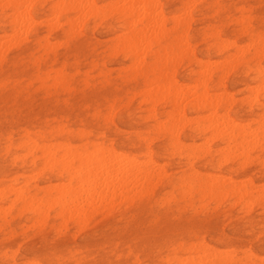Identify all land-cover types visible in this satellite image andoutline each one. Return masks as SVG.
I'll return each mask as SVG.
<instances>
[{
	"label": "rangeland",
	"instance_id": "rangeland-1",
	"mask_svg": "<svg viewBox=\"0 0 264 264\" xmlns=\"http://www.w3.org/2000/svg\"><path fill=\"white\" fill-rule=\"evenodd\" d=\"M117 1L95 0L97 7L100 8V14L97 17L87 15L83 22L75 20L76 22L69 26L65 24L67 15L60 14L56 10L54 6L56 0H34L31 4H28L34 17V23H32V26L30 24L29 28L20 31L21 33L19 32L22 35L21 38L18 33L16 35L12 33L13 25L10 21L12 11L6 6L0 7V43L3 44L4 42L3 45L8 47L2 45L0 50V187H6L2 195L0 194V264H37V262L38 264H174L172 261L168 263L166 259L175 252L174 250L172 252L173 248H176V253L181 257L185 255L177 248L179 242L207 243L210 247L208 249L212 253L216 251L215 254L218 253V257L225 253L227 254L224 256L230 257L232 254L231 258L228 259H232L233 262L226 264H264V199L257 196L260 193L258 191L263 186L261 183L264 184V134L261 135L262 132L264 133V122L262 121L264 120V116L262 118V115H264V41L261 42V38L264 39V0L157 1L165 18L167 32L157 34L158 37L156 35L152 36L151 39L156 36L155 42L150 40L154 45L157 43L155 49L160 51V58L146 57L145 60L139 59L141 63L143 62L142 64L140 62L134 63L135 60L129 55L115 50L116 41L119 37H123L127 30L119 12L114 11L118 7V3H122V0ZM192 1L193 3L197 2L194 3V6L192 5L193 7H188L189 10L186 7L184 12L183 6H188L187 3L193 4ZM114 5L116 6L114 7ZM54 14L57 15V18L55 17L57 21L53 18ZM175 14H182V18L184 17L183 14H188L186 17L189 18L188 20L185 18L187 25L184 22V26L178 31H175L173 27H169L173 25ZM68 16L75 17L74 14ZM113 19L114 21H112ZM50 21L53 26L48 25ZM70 28H72L71 31ZM9 33H11V36H9ZM17 35L18 37H16ZM114 36L115 40H113ZM173 36H175V39ZM5 38L7 39L5 40ZM12 40L13 42H11ZM251 41L254 42L251 43ZM174 43L179 46H175ZM230 43L233 44L229 45ZM145 44L143 42L140 48L146 47ZM169 44L173 45L171 53L169 50L163 52L162 47ZM183 45H185L184 48H182ZM186 48H191V51H187ZM243 48L245 49L243 50ZM178 51L180 53L185 51L184 57V53L179 55ZM175 54L179 56L176 55L177 58H174ZM227 54L228 56L229 54L232 55L229 56L231 58ZM162 59L166 62L165 64ZM179 59L182 61H179ZM225 61L229 63H223ZM210 62L211 66L209 65ZM203 63H206V65L204 66ZM212 63L214 66H212ZM131 65H135L136 69L131 68ZM202 67H206L207 71L204 69L206 73L203 72ZM209 67L211 68L209 69ZM214 68L216 69L214 70ZM208 69L211 71L209 76L207 75L209 73ZM199 71H202L203 75L202 72L199 75ZM183 72H185L184 75H182ZM224 73L227 75H224ZM234 76L236 77L234 78ZM222 77L225 78L224 81ZM167 78L169 79L168 82ZM170 80L172 81L170 82ZM174 80L178 84H175ZM181 84H184L186 90L183 86L181 87ZM260 84L261 87L255 86H260ZM160 89L164 91L160 92ZM254 89L260 90V92ZM165 91L169 93L167 92V94ZM203 91L207 93L209 101L214 99V105H210L208 101V103H203L199 98ZM223 91L229 93H223V95L221 93ZM213 93L214 95L218 93V98L222 95L220 101L216 98L217 95L214 96ZM159 94L161 97L158 96ZM227 94H231V97ZM176 95L180 96V99L182 97V99L180 100V106L174 108L170 99ZM224 96L225 98H231V100L225 99ZM248 96L250 97L248 98ZM184 99L185 101L182 102ZM251 99H253V102L250 101ZM216 103H219V105ZM244 104H246L245 107ZM215 105H217L216 109ZM241 107H244L243 110H241ZM255 107L256 109H254ZM212 109H215L214 112L220 116L230 117L234 120V124H237V127L238 124L242 123L240 127L245 128L244 130L249 128L245 131L246 135L249 134L248 137L246 136L249 140L242 141L241 138H237V142H232L231 146L228 147L225 140L215 137L213 135L214 130L210 129L213 118L210 119L209 114L212 113ZM122 110H124V115L121 114ZM150 110L151 113H149ZM152 113H154L153 116ZM178 113L182 114L179 115ZM119 114L120 116H118ZM205 114L208 115V119L204 117ZM257 127H261V129L257 131L259 129ZM252 128L254 131L250 132ZM175 132L178 135L173 134ZM252 133L254 136L257 135V138L253 139L256 142L254 146L249 144ZM42 139L52 144L65 141L76 147L83 146L88 142L89 154L92 155L94 153H90L92 151H95L96 154L99 151L98 149H101L99 153H105L106 155L103 154V156L108 158L115 151L114 154L117 155L115 156L120 157V160L122 159L121 164L125 163L123 161L133 158L128 162L131 163L132 161L131 165L136 166L141 162L143 163V160L144 162L148 161L147 159L151 156V160H149H153L152 162L155 163L156 167L160 164L159 166L164 169V173L168 175L161 172L162 175L160 174L161 177H157V181L156 177L151 179L150 181L154 186H151V183L148 184V187L151 186L150 193L146 184L148 181L144 180L145 178L143 182L141 176V179H138L139 181L133 177L134 180L132 181L136 180L138 182H134V187H132L133 182V185L128 184V186L123 183L124 186L126 185L127 192H125V189H123L125 190L122 191L123 193L120 191L119 198L123 199L120 202H117L119 198L116 194L120 188V183L119 188L115 187L117 189H115V192L111 189L112 186H109L108 189L104 187V189L110 191L109 193L105 190L108 194L103 190L101 193L99 187V191L97 190L95 196L100 193L105 194V201L110 197L111 199L107 200H111V203L113 200L115 203L105 204L107 201L105 202L101 198L103 206L105 204V207H107L103 209L99 203L100 201L97 202V200H100V196H98V199V197L94 198L95 196L92 195L93 200L96 199L94 200L96 203H94L96 205L99 203L96 208L95 204H90L91 197H87L89 203L85 198H81L82 200L78 199V203H75L76 206L72 205L75 207L74 210L79 208L81 210L83 207L80 211V213H83L86 207L89 209L90 205L91 207L95 205L93 208L96 212H99L96 213L90 207L88 214V209L85 214H80L77 211L79 215L77 217L75 210L76 215L73 217L71 199L67 197L65 202H61L62 198L60 195V197H57L58 194L55 190L58 189L57 185H64L63 182L67 183L66 180L61 179L56 172L41 168L43 163L40 152L36 151L34 153L38 157L35 165L30 161L32 155H28L25 161L19 159L26 155V152H29L32 141H41ZM176 139L179 140V144ZM238 140L242 142H238ZM198 147L199 150H197ZM240 147L242 148L240 149ZM224 150L227 154L223 152ZM60 154L61 151H58L57 155ZM231 154L233 159L226 157V155L230 156ZM126 155L127 157H125ZM129 163L126 162V164ZM36 172L40 175L38 173V175H35ZM211 173L216 176L214 175V177ZM21 174L23 175L21 176ZM11 177L12 179H10ZM199 177L208 178V181L213 177L219 178V180L223 178L222 181L233 184V188L227 189L228 191L225 190L221 194H218L216 190L208 189L210 191L209 195V191L202 194L204 188H198L195 184ZM228 177L232 180L228 181ZM159 178L161 182H159ZM247 178L249 180H245L244 183V179ZM94 179V182L99 181L100 177L99 179L94 177ZM247 181H250L249 185ZM25 182L29 183L26 197L32 196L34 199L30 200L26 197L24 200L22 198L20 200L19 198L13 199L14 195L16 196V193H18L17 190L19 189L20 192L23 189L22 184H25ZM53 183H55L54 186ZM185 183L189 186L188 190L186 185H182ZM96 184L97 182H95ZM252 185L253 187H250ZM15 186L18 188L16 189ZM77 187L74 188L77 189ZM131 187L133 188L132 194ZM13 188L16 191L15 193L10 190ZM101 188L103 189V187ZM136 189H139V193ZM141 189L142 192L144 191L143 196H141ZM243 189H248L252 193L251 198L253 200L248 199L247 205H242L245 201H237L239 195L244 192ZM128 192L131 195L134 194V198ZM204 194L206 197H204ZM126 195H129L130 198ZM201 195L203 196L202 200H200ZM52 196H56L55 201ZM135 196H137L136 199ZM173 196L175 197L173 198ZM50 197L53 202H56V198H59V202H56L58 205L55 203L53 205ZM131 198H133V202ZM69 199L71 202L69 201L70 205H68L71 214L66 211L69 209L66 204ZM37 200H41V204L44 203V209L40 204L39 209L41 210H38ZM80 200L81 203L79 204ZM47 202H51V204H47L48 207H51V205L53 207L46 208L45 204ZM60 202L67 206H65L66 210L64 212L59 209H62ZM85 202L89 204V207L85 205ZM32 204L37 205H34V207H37L38 213L35 212V209L29 208ZM82 204L84 205L82 206ZM26 205L28 206L26 207ZM4 206L5 208L7 206V208L3 209ZM77 206L79 207L76 208ZM1 209L6 213L4 214L5 219L1 215ZM90 210H92L91 213ZM41 212L48 215L45 216L44 214L43 216ZM64 213L67 214V218ZM82 215L85 219L81 218L76 221ZM71 218L72 220H70ZM61 220H66L67 224ZM37 221L40 223H37ZM30 224L34 228L30 227ZM222 249L227 250H223V252ZM208 259H211V257L208 256ZM143 261L144 263H142Z\"/></svg>",
	"mask_w": 264,
	"mask_h": 264
},
{
	"label": "bare ground",
	"instance_id": "bare-ground-1",
	"mask_svg": "<svg viewBox=\"0 0 264 264\" xmlns=\"http://www.w3.org/2000/svg\"><path fill=\"white\" fill-rule=\"evenodd\" d=\"M34 0H0V7H4V6H6V7H8L11 11H12V13H11V22H12V25H13V31H12V33H13V35H16L17 33L19 34V32L20 31H22L23 29H25V28H29V25L31 24V26H32V23H34V17L32 16V14H31V9L29 8V5L28 4H31L32 2H33ZM118 1H121V0H118ZM117 1V2H118ZM159 0H122V3L121 2H119L118 3V7H116V9H114V11H117V12H119V14L121 15V17H122V21H123V23L125 24V26H126V33L123 35V37H119L118 38V40L116 41V43H115V50H119V53H120V51H122V52H124L126 55H129V57H131V58H133L135 61H133L134 63L135 62H140L139 61V59H142V60H145V58L147 57H154L155 59H157V58H160V54L161 53H159L160 51L159 50H156L155 49V46L157 45V43H156V45H154V43H151V41L150 40H152V42L154 41V40H156L155 39V37L157 36V34H159V33H161V32H165L166 31V22H165V18H164V15H163V13H162V11H161V6L159 7ZM190 2H191V0H189ZM198 2H199V0H197ZM196 1V2H197ZM177 2V1H176ZM175 2V3H176ZM179 2V1H178ZM196 2H194V3H196ZM201 2V1H200ZM121 3V5H119ZM192 3H193V1H192ZM194 3L193 4H189V3H187L188 4V6H183L184 8V12H185V8L186 9H188L189 10V8L188 7H191L192 5L194 6ZM111 4V3H110ZM109 4V5H110ZM116 4V3H115ZM167 4H168V2H167ZM187 4H185V5H187ZM101 5V4H100ZM165 5V4H164ZM172 5V4H171ZM170 5V6H171ZM54 6H55V8H56V10L60 13V14H64V15H67L66 16V19H65V24H67V25H69V26H71V25H73V23L74 22H76L75 20H80V22H83L84 21V19H85V17L87 16V15H91V16H93V17H97L99 14H100V8L99 7H97V5H96V3H95V0H56V2L54 3ZM99 6V5H98ZM103 6V5H102ZM111 6V5H110ZM116 5H114V7H115ZM173 6V5H172ZM192 6V7H193ZM240 7V6H239ZM238 7V8H239ZM241 7H243V6H241ZM107 8V7H106ZM111 8V7H110ZM167 8V7H166ZM191 9V8H190ZM102 10V9H101ZM241 10V9H240ZM243 10V9H242ZM244 10H245V8H244ZM113 11V10H112ZM182 11V10H181ZM216 11V10H215ZM246 11H247V9H246ZM168 13V12H167ZM182 13H183V11H182ZM187 13V12H186ZM188 13H189V11H188ZM69 14H74V16L75 17H70V16H68ZM180 14V13H179ZM179 14H175L176 16L175 17H173V19H174V22H173V25L172 26H169V27H173V29L175 30V31H178L180 28H182L183 26H184V22H185V24H186V21L189 19V18H187L186 16H188V14H186V15H184L183 14V18L181 17V15H179ZM55 15V14H54ZM174 15V14H173ZM172 15V16H173ZM53 16V15H52ZM119 16V15H118ZM171 16V15H170ZM171 16V17H172ZM10 17V16H9ZM51 17V16H50ZM57 18V15H55V16H53V18L54 19H56ZM228 17H230V16H228ZM246 17V16H245ZM49 18V17H48ZM185 18H187V20H185ZM191 18V17H190ZM43 19V18H42ZM53 19V20H54ZM248 19V18H247ZM241 20V19H240ZM37 21V20H36ZM56 21H57V19H56ZM55 21V22H56ZM112 21H114V19L112 20ZM216 21V20H215ZM54 22V21H53ZM37 23V22H36ZM47 23V22H46ZM57 23V22H56ZM64 23V22H63ZM172 23V22H171ZM189 23H190V21H189ZM42 24V23H41ZM82 24V23H81ZM198 24V23H197ZM239 24V23H238ZM49 26H53L52 25V23H51V21H50V23L48 24ZM187 25V24H186ZM58 26V25H57ZM124 26V25H123ZM197 26V25H196ZM187 27V26H186ZM185 27V30L188 32V30H187V28ZM189 27H190V25L188 26V29H189ZM79 28H81V27H79ZM231 28V27H230ZM246 28V27H245ZM71 29L72 28H70V31H71ZM29 30V29H28ZM77 30V29H76ZM75 30V31H76ZM79 30H81V29H79ZM217 30V29H216ZM73 31V30H72ZM183 31H184V29H183ZM25 32V31H24ZM48 32H49V30H48ZM68 32H69V30H68ZM167 32V31H166ZM219 32V31H218ZM227 32V31H226ZM21 33V32H20ZM120 34V33H119ZM161 34H164V33H161ZM211 34V33H210ZM46 35V34H45ZM73 35V34H72ZM118 35V34H117ZM154 35H156L155 37H153V39H151V37L152 36H154ZM213 35V34H212ZM4 36V35H3ZM9 36H11V33H9ZM21 34H19V37L21 38ZM43 36V35H42ZM163 36V35H162ZM257 36H258V34H257ZM16 37H18V35L16 36ZM158 37V36H157ZM168 37V36H167ZM174 37V39H175V36H173ZM185 38H186V34H185ZM260 38V37H259ZM3 39V38H2ZM7 38H5V40H6ZM13 39V38H12ZM18 39V38H17ZM112 39H113V37H112ZM256 39H258V38H256ZM14 40V39H13ZM13 40L11 41V42H13ZM29 40V39H28ZM113 40H115V36H114V39ZM186 40V39H185ZM261 42H263L264 41V39H262L261 38ZM17 41V40H16ZM21 41H22V39H21ZM233 41V40H232ZM2 42V41H1ZM146 43L145 45H146V47H143V48H140L141 46H142V43ZM155 42V41H154ZM156 42H158V41H156ZM180 42V41H179ZM179 42H177V43H179ZM254 41H251V43H253ZM60 43V42H59ZM188 43V42H187ZM223 43V42H222ZM245 43V42H244ZM3 44H4V42H3ZM3 44H1L0 43V50H1V46L3 45ZM56 44V43H55ZM58 44V43H57ZM183 44V43H182ZM228 44V43H227ZM227 44H224V45H227ZM233 43H230L229 45H232ZM246 44V43H245ZM244 44V45H245ZM262 44V43H261ZM7 45H8V43H7ZM141 45V46H140ZM145 45H143V46H145ZM159 46H160V44H158ZM174 45L175 46H179L178 44L176 45L175 43H174ZM239 45V44H238ZM242 45V44H241ZM248 45V44H247ZM247 45H246V48L248 49V47H247ZM3 46H6V45H3ZM8 46H10V45H8ZM162 46V45H161ZM172 44H169V45H167V46H165V47H162L163 48V52H167L168 50H169V52L171 53V50H172ZM184 46L185 45H183V47L182 48H184ZM194 46V45H193ZM199 46H201V45H199ZM248 46H251V45H248ZM262 46V45H261ZM7 47V46H6ZM44 47H45V45H44ZM188 47H189V44H188ZM223 47H225V46H223ZM8 48V47H7ZM6 48V49H7ZM161 48V47H160ZM159 48V49H160ZM241 48V47H240ZM259 48V47H258ZM3 49V48H2ZM187 49V48H186ZM191 49V48H190ZM190 49H187V51H189ZM239 49V48H238ZM245 48H243V50H244ZM49 50V49H48ZM199 51H200V49H198ZM242 50V49H241ZM261 50V49H260ZM6 51V50H5ZM179 51H180V49H179ZM178 51V53H179V55H181L182 53H184L183 54V57H184V55H185V51L184 52H182V53H180ZM181 51H183L182 49H181ZM191 51V50H190ZM246 51V50H245ZM188 53V52H187ZM186 53V54H187ZM191 53V52H190ZM194 53V52H193ZM198 53V52H197ZM203 53V52H202ZM202 53H201V56H202ZM212 53V52H211ZM238 53V52H237ZM242 53V52H241ZM256 53H257V51H256ZM166 54V53H165ZM189 54V53H188ZM198 54H200V53H198ZM206 54V53H205ZM240 54V53H239ZM243 54V53H242ZM177 54H175V57L174 58H177V56H179V55H177ZM220 55H221V53H220ZM226 55V54H225ZM237 55V54H236ZM235 55V56H236ZM166 56H167V54H166ZM214 56V55H213ZM227 56H228V54H227ZM229 56H232V55H230L229 54ZM228 56V57H229ZM234 56V58L236 59V57ZM262 56V55H261ZM121 57V56H120ZM163 57H164V55H163ZM172 57V56H171ZM214 57H217V56H214ZM221 57V56H220ZM122 58V57H121ZM120 58V59H121ZM126 58H127V56H126ZM229 58H231V57H229ZM228 58V59H229ZM224 59V58H223ZM227 59V58H226ZM233 59V58H232ZM166 60V59H165ZM171 60V59H170ZM198 60H200L199 58H198ZM202 60V59H201ZM221 60V59H220ZM128 61V60H127ZM154 61V60H153ZM177 61H178V59H177ZM179 61H182V60H180L179 59ZM204 61V60H203ZM208 61H209V59H208ZM208 61H207V63H208ZM226 61H228V60H226ZM226 61L225 62H223V63H225V64H227V63H229V62H227L226 63ZM237 61V60H236ZM118 62V61H117ZM129 62V61H128ZM162 62L165 64L166 62H164V60L162 59ZM161 62V63H162ZM200 62V61H199ZM214 62H216L215 60H214ZM141 63V62H140ZM143 63V62H142ZM141 63V64H142ZM178 63H180V62H178ZM219 63V62H218ZM222 63V64H223ZM137 64H139V63H137ZM140 64V65H141ZM176 64V63H175ZM181 64V63H180ZM204 64V66L206 65V63H203ZM211 64V62L209 63V65ZM213 64V63H212ZM231 64H233V63H231ZM230 64V65H231ZM133 65V64H132ZM131 65V66H132ZM172 65V64H171ZM177 65V64H176ZM179 65V64H178ZM194 65V64H193ZM221 65V64H220ZM64 66V65H63ZM135 66V65H134ZM134 66H132L131 68H133ZM203 66V65H202ZM207 66H208V64H207ZM206 66V67H207ZM211 66V65H210ZM212 66H214V64L212 65ZM229 66V65H228ZM136 67V66H135ZM134 67V68H135ZM179 67V66H178ZM205 67V68H206ZM84 68V67H83ZM203 68V72H204V67H202ZM208 68V67H207ZM211 67H209V69H210ZM213 68V67H212ZM222 68V67H221ZM220 68V69H221ZM128 69V68H127ZM136 69V68H135ZM208 69V71H209V73H207V75L209 76V74H210V70ZM216 68H214V70H215ZM61 70V69H60ZM200 70V69H199ZM206 71H207V69H205ZM212 70V69H211ZM218 70V69H217ZM187 71V70H186ZM206 71L204 72V73H206ZM231 71V70H230ZM50 72V71H49ZM172 72V71H171ZM197 72H198V70H197ZM202 71H199V75H200V73H201ZM203 72H202V75H203ZM216 72V71H215ZM225 72V71H224ZM227 72V71H226ZM237 72H239V71H237ZM166 73V72H165ZM175 73V72H174ZM184 73L185 72H183V74L182 75H184ZM192 73V72H191ZM262 74H263V72H261ZM60 74V73H59ZM108 74V73H107ZM187 74V73H186ZM234 74V73H233ZM252 74V73H251ZM174 75V74H173ZM179 75H180V73H179ZM224 75H227L226 73H224ZM56 76H57V74H56ZM205 76V75H204ZM221 76V75H220ZM54 77H55V75H54ZM169 77V76H168ZM232 77V76H231ZM230 77V78H231ZM236 76H234V78H235ZM250 77V76H249ZM264 77V76H263ZM185 78V77H184ZM208 78V77H207ZM223 78V77H222ZM38 79V78H37ZM163 79V78H162ZM172 79V78H171ZM181 79H183V78H181ZM186 79V78H185ZM209 79V78H208ZM211 79V78H210ZM224 79L225 78H223L222 80L224 81ZM248 80H249V78H247ZM158 80V79H157ZM166 80V79H165ZM165 80H164V82H165ZM168 78H167V82H168ZM187 80V79H186ZM229 80V79H228ZM172 80H170V82H171ZM178 81V80H177ZM250 81V80H249ZM174 82H175V80H174ZM174 82H173V85H174ZM198 82V81H197ZM203 82V81H202ZM177 82H175V84H176ZM227 84H228V81L226 82ZM178 84V83H177ZM193 84V83H192ZM200 84H201V82L199 83V87H200ZM262 85H263V83H261ZM261 84H260V86H257V85H255L256 87H261ZM154 85V84H153ZM152 85V86H153ZM155 85H157V84H155ZM167 85H168V83H167ZM171 85V84H170ZM184 85V84H183ZM182 84H181V87L183 86ZM186 85V84H185ZM196 85V84H195ZM204 85V84H203ZM231 85V84H230ZM233 85H234V83H233ZM240 85V84H239ZM242 85V84H241ZM198 86V85H197ZM196 86V87H197ZM228 86V85H227ZM237 86H238V83H237ZM160 87H161V85H160ZM159 86H158V88H160ZM163 87V86H162ZM176 87H178L177 85H176ZM194 88H195V86H193ZM232 88H233V86H231ZM239 87V86H238ZM250 87V86H249ZM254 87V86H253ZM147 88V87H146ZM149 88V87H148ZM153 89H154V86L152 87ZM164 88V87H163ZM183 88H184V90H186L185 89V86H183ZM186 88H187V90H188V87H187V85H186ZM193 88V89H194ZM203 88H205L204 86H203ZM255 88V87H254ZM177 89V88H176ZM175 89V90H176ZM211 89V88H210ZM259 89V88H258ZM261 89V88H260ZM161 91L160 92H162V90L163 89H160ZM169 90V89H168ZM190 90V89H189ZM203 90V89H202ZM248 90V89H247ZM246 90V91H247ZM249 90H251L250 88H249ZM255 91H257V89H254ZM55 91V90H54ZM164 91V90H163ZM179 91H180V89H179ZM194 91V90H193ZM251 91H253V90H251ZM259 92H260V90H258ZM257 91V92H258ZM166 92V91H165ZM168 92V91H167ZM166 92V93H167ZM172 92V91H171ZM190 92V91H189ZM200 92V91H199ZM256 92V93H257ZM158 93H159V91H158ZM169 93V92H168ZM167 93V94H168ZM222 94L224 93V94H226V93H229V92H226L225 93V91H223V92H221ZM153 94H154V92H153ZM163 94H165V93H163ZM179 94V93H178ZM183 94V93H182ZM190 94V96H191V93H189ZM188 94V95H189ZM208 94H210V93H208ZM223 94V95H224ZM252 94H254L253 92H252ZM213 95H214V93H213ZM216 95H217V99H219V101H220V97L222 96V95H220V93H219V98H218V93H216ZM216 95H214V96H216ZM228 96H230L231 97V94H227ZM226 95V96H227ZM158 96H160V94L158 95ZM164 96V95H163ZM197 96V95H196ZM210 96V95H209ZM254 96V95H253ZM256 96V95H255ZM161 97V96H160ZM165 97H167L166 95H165ZM192 97V96H191ZM190 97V98H191ZM250 96H248V98H249ZM189 98V97H188ZM199 98L203 101V103H205V102H209V104L211 105H214L215 103H214V99H211V101H209L208 100V95H207V93L205 92V91H203V93L202 94H200L199 95ZM212 98V97H211ZM213 98H215V97H213ZM224 98H225V96H224ZM181 99H182V97H181ZM180 96H178V95H176L174 98L173 97H171V103H172V106L174 107V108H176V107H178V106H180L179 104H180ZM225 99H230L231 100V98H225ZM224 99V100H225ZM254 99H256L255 97H254ZM253 99H251L250 101H252ZM185 101V99L182 101V102H184ZM215 101H217V100H215ZM219 101H217V102H219ZM222 101V100H221ZM256 101V100H255ZM140 102V101H139ZM198 102V101H197ZM207 102V103H208ZM213 102V103H212ZM225 102H227V101H225ZM253 102V101H252ZM203 103H201V104H203ZM153 104V103H152ZM184 104V103H183ZM197 104V103H196ZM217 104V103H216ZM264 104V103H263ZM198 105V104H197ZM207 105V104H206ZM217 105H219V103L217 104ZM217 105H215V109H216V107H217ZM245 105L246 104H244V107H245ZM251 105V104H250ZM123 106V105H122ZM185 106V105H184ZM199 106V105H198ZM209 106V105H208ZM182 107V110H183V105L181 106ZM195 107V106H194ZM202 107H203V105H202ZM201 107V108H202ZM237 107V106H236ZM244 107H241V110H243L242 108H244ZM187 108V107H186ZM191 108H192V106H191ZM190 108V109H191ZM214 108V107H213ZM235 108V107H234ZM123 109V108H122ZM179 109H180V107H179ZM189 109V108H188ZM214 109V110H215ZM254 109H256V107L254 108ZM117 110V109H116ZM115 110V111H116ZM187 110V109H186ZM213 110V109H212ZM211 110V111H212ZM214 110L212 111V113L211 114H209L210 116H211V118L210 119H212V121H213V125L211 124V122H210V124H211V128H210V126H209V128L210 129H212V130H214V136L215 137H218V138H220V139H222V140H225V142L227 143V146L229 147V145L231 146V144H232V142H237L236 140H237V138H241V140L242 141H245L246 139H248V138H246V136L248 137V135L249 134H245V131L247 130V129H249V128H247L246 130H244L245 128H242V127H240V126H242L241 124L242 123H240V124H238V127H237V124H234V120H232L230 117H225L224 115H218L217 113H215L214 112ZM228 110V109H227ZM113 111V110H112ZM123 111L124 110H122V113L121 114H123ZM140 111V110H139ZM181 111V110H180ZM187 111H189V110H187ZM186 111V112H187ZM224 111H226V110H224ZM125 112H127V111H125ZM124 112V113H125ZM152 112H154L153 110H152ZM193 112V111H192ZM137 113H138V111H137ZM149 113H151V110H150V112ZM215 113V114H214ZM233 113V112H232ZM247 113V112H246ZM127 114V113H126ZM129 114V113H128ZM153 114L154 113H152V116H153ZM179 114V113H178ZM182 113H180L179 115H181ZM208 114V113H207ZM221 114H223V113H221ZM124 115V114H123ZM122 115V116H123ZM113 116V115H112ZM118 116H120V114L118 115ZM117 116V117H118ZM151 116V117H152ZM196 116V115H195ZM204 116V115H203ZM227 116V115H226ZM263 116L264 115H262V118H263ZM109 117V116H108ZM116 117V118H117ZM150 117V116H149ZM197 117V116H196ZM201 117V116H200ZM204 117H206V119H208V115H206L205 114V116ZM203 117V118H204ZM261 117V116H260ZM111 118V117H110ZM153 118V117H152ZM182 118V117H181ZM190 118V116L188 117V119ZM230 118V119H229ZM109 119V118H108ZM139 119V118H138ZM200 119V118H199ZM222 119V120H221ZM264 119V118H263ZM106 120V119H105ZM152 120H154V118L152 119ZM187 120V119H186ZM259 120V119H258ZM257 120V121H258ZM163 121V120H162ZM263 122H264V120H262ZM261 121V122H262ZM107 122V121H106ZM112 122V121H111ZM256 122V121H255ZM119 123V122H118ZM158 123V122H157ZM235 123H237V122H235ZM187 124V123H186ZM209 124V123H208ZM207 124V125H208ZM259 124H260V122H259ZM263 124V123H262ZM115 125V124H114ZM121 125V124H120ZM160 125V124H159ZM244 125V124H243ZM130 126V125H129ZM143 126V125H142ZM161 126V125H160ZM247 126V125H246ZM245 126V127H246ZM257 126H259L258 124H257ZM134 127V126H133ZM163 127V126H162ZM128 128V127H127ZM137 128V127H136ZM208 128V127H207ZM259 127H257V129H258ZM264 128V127H263ZM58 129V128H57ZM159 129V128H158ZM162 129V128H161ZM261 129V127L257 130V131H259ZM188 130V129H187ZM252 131H250V132H253L254 130H253V128L251 129ZM68 131V130H67ZM179 132H180V130H178ZM178 131H176V132H178ZM173 133V134H177L178 135V133ZM113 133V132H112ZM184 133V132H183ZM254 133H256V132H254ZM28 134V133H27ZM262 134H264L263 132L261 133V135ZM78 135H80V134H78ZM113 135H114V133H113ZM212 135V136H213ZM41 136V135H40ZM81 136V135H80ZM213 136V137H214ZM183 137V136H182ZM259 137V136H258ZM250 138H252V139H250V141H249V144H252L253 146L255 145V141L253 140L254 138H257V135L256 136H254V134L252 133V135L250 136ZM29 139H30V137H29ZM200 139V138H199ZM206 139H208L207 137H206ZM205 139V140H206ZM33 140V139H32ZM31 140V141H32ZM249 140V139H248ZM247 140V141H248ZM257 140V139H256ZM87 141V140H86ZM143 141H144V139H143ZM154 141V140H153ZM204 141V140H203ZM202 141V142H203ZM242 141H239L238 140V142H242ZM261 141V140H260ZM260 141H258V143H260ZM25 142V141H24ZM119 142H120V140H119ZM150 142V141H149ZM148 142V143H149ZM176 142L179 144V140L178 139H176ZM205 142V141H204ZM21 143V142H20ZM23 143V142H22ZM26 143H27V141H26ZM99 143V142H98ZM159 143V142H158ZM195 143V142H194ZM200 143V142H199ZM206 143V142H205ZM204 143V144H205ZM88 142H86L83 146H80V147H76V146H72V145H69L68 143H66L65 141H60V142H57V143H55V144H52V143H49V142H47V141H45L44 139H42L41 141H36V140H34V141H32V145L30 146V148H29V152L27 153L26 152V155H24V156H22L21 154H19V155H21L22 156V158L20 157L19 159H22V160H27V156L28 155H32V159L30 160L31 162H32V164L33 165H35L36 163H37V160H38V157L36 156V155H34V153H36V151H39L40 152V158L42 159V163H43V166H41V168H43V170H46V169H49V170H51L52 172H56L57 173V175L61 178V179H64V180H66V182L67 183H65V182H63L64 183V185H57V187H58V189H55L56 191H57V197L60 195L61 196V198L63 199V201H62V199L60 200L59 198V200L61 201V202H65V198H67V197H69L70 199H71V201L72 202H74V204H72V202L70 201V199L68 200V203L66 202V204L68 205L69 204V201L71 202V210L73 209V211L72 212H74L75 210H76V213H77V211H79V213H80V211L82 210V206L84 205V204H82V206L81 205H79V206H81L82 208H81V210H79V209H75L74 210V208L75 207H73V206H76V204L75 203H78L77 201H78V199H81V198H85L86 200H87V203H89L90 201V204H95L96 203V201H94V200H96V199H94L93 200V196L92 195H94L95 196V193L97 192V190H98V188L100 187V191H101V193H102V190H103V192H106V191H108V190H106V189H104V187L106 188L107 187V189L109 188V186H112V190L115 192V189L116 188H119L118 187V185H119V183H120V188H121V190H120V188H119V190H118V192H116V194L118 195V198L120 197L119 196V194L121 195V192L122 191H125V192H127V188L123 185V183L124 184H127V186H128V184H131V185H133L134 184V182H138L139 180L138 179H141L142 178V180L144 179V180H147L148 182L146 183V181H145V183L147 184V187H148V184L149 183H151V179H153V178H155L156 179V181H157V177H161L160 176V174H161V172H162V174L164 173V169L162 168V167H160L159 165L156 167V165H154L155 163H153L152 161H150L151 159V156H150V160L149 159H147L148 161H145L144 162V160H143V163L141 162V164H139V165H136V166H134V165H131L132 164V161H131V163H129L130 162V156L128 157V161H123V162H125V163H122L121 164V162H122V159L120 160L118 157H116L117 155H116V153L114 154V152H113V155L112 156H109L108 158H107V156H106V158L104 157L106 154L105 153H99L100 152V150L101 149H98L99 151L95 154V151H92V152H90V153H93V154H95V155H91V154H89V148H88ZM116 144V143H115ZM120 144V143H119ZM196 144V143H195ZM245 144H246V142H245ZM244 144V145H245ZM22 145V144H21ZM24 145V144H23ZM18 146V145H17ZM117 146V145H116ZM205 146V145H204ZM203 146V147H204ZM226 146V147H227ZM237 146V145H236ZM100 147V146H99ZM107 147V146H106ZM106 147H104V148H106ZM120 147V146H119ZM118 147V148H119ZM184 147V146H183ZM190 147V146H189ZM200 147V146H199ZM199 147L197 148V150H199ZM206 147V146H205ZM225 147V146H224ZM234 147H235V145H234ZM98 148V147H97ZM125 148V147H124ZM128 148V147H127ZM155 148H156V146H155ZM185 148V147H184ZM208 148L209 149H211L209 146H208ZM242 147H240V149H241ZM246 148V147H245ZM94 149H96V148H94ZM93 149V150H94ZM109 149V148H108ZM107 149V150H108ZM161 149V148H160ZM180 149V148H179ZM183 149V148H182ZM206 149V148H205ZM208 149V150H209ZM223 149V148H222ZM233 149V148H232ZM248 149V148H247ZM104 150V149H103ZM113 150V149H112ZM111 150V151H112ZM150 150V149H149ZM157 150V149H156ZM163 150V149H162ZM193 150V149H192ZM195 151H196V148L194 149ZM201 150V149H200ZM207 150V149H206ZM205 150V151H206ZM226 150H227V148H226ZM226 150H224L223 152H225ZM58 151H61V154L58 156L57 154H58ZM106 151V150H105ZM109 151H110V149H109ZM108 151V152H109ZM176 151V150H175ZM179 151V150H178ZM248 151V150H247ZM104 152V151H103ZM174 152V151H173ZM106 153H107V151H106ZM205 153V152H204ZM226 154H227V152H225ZM232 153H235V152H232ZM18 154V153H17ZM25 154V153H24ZM103 154H104V156H103ZM121 154H122V152H121ZM149 154V153H148ZM193 154V153H192ZM10 155H11V153H10ZM108 155V154H107ZM109 155H110V153H109ZM116 155V156H115ZM124 155V154H123ZM201 155V154H200ZM235 155V154H234ZM121 156V155H120ZM236 156V155H235ZM14 157V156H13ZM122 157V156H121ZM125 157H127V155L125 156ZM194 157V156H193ZM196 157V156H195ZM203 157V156H202ZM226 157L228 158V157H230V158H232L233 156H232V154L230 155V156H228V155H226ZM237 157V156H236ZM101 158H104V159H101ZM119 160H118V159ZM124 158V157H123ZM223 158H225V157H223ZM235 158V157H234ZM15 160H16V158H14ZM124 159H126V158H124ZM123 159V160H124ZM133 159V158H132ZM131 159V160H132ZM184 159V158H183ZM194 159V158H193ZM192 159V160H193ZM233 159V158H232ZM127 160V159H126ZM146 160V159H145ZM261 161H263V160H261ZM5 162V161H4ZM30 162V163H31ZM126 162L127 163H129V164H126ZM225 163H226V161H225ZM125 166H124V165ZM164 164V163H163ZM167 164V163H166ZM177 164V163H176ZM242 164V163H241ZM208 165V164H207ZM156 167V168H155ZM242 168V167H241ZM21 169V168H20ZM163 170V171H162ZM182 171V170H181ZM195 171V170H194ZM40 172V171H39ZM198 172V171H197ZM196 172V173H197ZM35 173V172H34ZM33 173V174H34ZM38 172H36V174L35 175H38L37 174ZM195 173V174H196ZM41 174H42V172H41ZM161 174V175H162ZM164 174H167V173H164ZM193 174V173H192ZM205 174V173H204ZM207 174V173H206ZM208 174H210V173H208ZM212 174V173H211ZM23 174H21V176H22ZM24 175H31V174H24ZM40 175V174H39ZM55 175V174H54ZM100 175V176H99ZM139 175V176H138ZM168 175V174H167ZM213 176L215 175V174H212ZM18 176V175H17ZM19 176H20V174H19ZM18 176V177H19ZM98 177V179H99V177H100V179H102L103 177V179L102 180H100L99 179V181H101L100 183H98L99 181L98 180H96L95 182H97V184L95 185V182H94V177L97 179V177ZM101 176H102V178H101ZM138 176V177H137ZM140 176H141V178H140ZM216 176V175H215ZM214 176V177H215ZM219 176V175H218ZM221 176V175H220ZM223 176V175H222ZM14 177V176H13ZM136 178V180H138V181H132V180H134V179H132V178ZM166 177V176H165ZM193 177V176H192ZM211 178L209 181H208V178L207 179H205V178H202V177H199L196 181H195V184L198 186V188H204V191H203V189H201V191H203L202 192V194L205 192V191H209V190H212V191H217L218 192V194H221V193H223L225 190H227V189H231V188H233V184H229V182L228 183H224V181H222V179H220L219 180V178ZM227 177V176H226ZM23 178V177H22ZM34 178V177H33ZM93 178V179H92ZM177 178V177H176ZM182 178V177H181ZM225 178V177H224ZM246 178V177H245ZM4 179V178H3ZM10 179H12V177L10 178ZM35 179H36V177H35ZM154 179V180H155ZM225 179H227V178H225ZM259 179V178H258ZM32 180H34V179H32ZM32 180H30V181H32ZM142 180H140L141 182H142ZM144 180H143V182H144ZM159 180V182H161L160 181V178L158 179ZM162 180H163V178H162ZM229 180H232V179H230V177H228V181ZM245 180H249V178H247V179H244V183L246 182ZM150 181V182H149ZM234 181V180H233ZM240 181V180H239ZM129 182H131V183H129ZM132 182H133V184H132ZM142 182V183H143ZM153 183H154V181H152ZM226 182V181H225ZM235 182H236V180H235ZM235 182H233L234 184H235ZM248 183V185H249V182L250 181H247ZM15 183V182H14ZM58 183V182H57ZM62 183V182H61ZM156 183V182H155ZM182 183V182H181ZM188 183V182H187ZM54 184L55 183H53L52 185L54 186ZM59 184V183H58ZM93 184H94V186H93ZM152 184V183H151ZM150 184V185H151ZM158 184V183H157ZM240 184V183H239ZM257 184V183H256ZM8 185H10V184H8ZM8 185H7V187H8ZM23 185V186H22ZM22 185H19L20 187L22 186V190H20V192H19V189L17 190V192L18 193H16V196L14 195V198L13 199H17V198H19V200H20V198H22L23 200H24V198L27 196L26 195V193L28 192V186H29V183L28 182H25V184H22ZM78 186L77 187V189H75L74 187H76V186ZM79 185H81V187H79ZM131 185H129V186H131ZM137 185V184H136ZM140 185H141V183H140ZM169 185H170V183H169ZM183 186H185L186 185V187H187V190H188V188H189V186H187V184L185 183V184H182ZM238 185V184H237ZM236 185V186H237ZM245 185V184H244ZM258 185H260V184H258ZM261 185H263V186H261V190H259L258 192H260V193H258V195L257 196H261V199H264V189H262L263 187H264V184H262L261 183ZM123 186V187H122ZM135 186V184L132 186V187H134ZM137 186H139V185H137ZM142 186V185H141ZM151 186H154L153 184L151 185ZM151 186H149L150 187V189H149V187H148V192L150 193V190H151ZM192 186V185H191ZM190 186V187H191ZM86 187V188H85ZM101 187H103V189L101 188ZM113 187H114V189H113ZM116 187V188H115ZM125 187V188H124ZM131 187V194L133 193V188ZM140 187V186H139ZM146 187V186H145ZM145 187H144V189H145ZM146 187V188H147ZM168 187V186H167ZM250 187H253V185L252 186H250ZM1 188V187H0ZM5 188L6 187H2L1 189H0V194L2 195V193L4 192V190H5ZM8 188H10V187H8ZM15 188H16V186H15ZM18 188V187H17ZM16 188V189H17ZM79 188V189H78ZM130 188V187H129ZM135 188H137V187H135ZM134 188V189H135ZM142 189H143V187H141ZM153 188V187H152ZM180 188V187H179ZM38 189H39V187H38ZM52 189H54V188H52ZM123 189H125V190H123ZM140 189V188H139ZM139 189H136V191L139 193ZM142 189H141V191L140 192H142ZM209 189V190H208ZM239 189V188H238ZM250 189V188H249ZM252 189V188H251ZM259 189V188H258ZM257 189V190H258ZM10 190H13V192L15 193L16 191H14V188L13 189H10ZM50 190V189H49ZM48 190V191H49ZM98 190V191H99ZM106 190V191H105ZM112 190H111V192H112ZM117 190V189H116ZM191 190V189H190ZM198 190V189H197ZM234 190H235V188H234ZM244 190V189H243ZM7 191V190H6ZM121 191V192H120ZM129 192H130V189L128 190ZM135 191V190H134ZM171 191V190H170ZM228 191V190H227ZM230 191H232V190H230ZM254 191H255V189H254ZM109 193H110V191H108ZM114 192H112L113 194H114ZM128 192V194H130ZM144 192V191H143ZM143 192H142V195L141 196H143ZM145 192H146V190H145ZM147 192V193H148ZM152 192H153V190H152ZM181 192V191H180ZM190 192V191H189ZM241 192V191H240ZM99 194L98 196H100V200H97V202H99L100 203V205H102V208L103 209H105V208H107V207H105V204H107V203H109L110 201H108L107 199H109V198H107L106 199V201H105V199H104V197H105V194L104 195H102V194ZM107 193V192H106ZM123 193V192H122ZM135 193V192H134ZM209 193H210V191L208 192V195H209ZM234 193H236V192H234ZM8 194V193H7ZM11 194V193H10ZM97 194V193H96ZM108 194V193H107ZM125 194V193H124ZM127 194V193H126ZM130 194V195H131ZM141 194V193H140ZM140 194H139V196H140ZM181 194V193H180ZM185 194V193H184ZM189 194H191V193H189ZM188 194V195H189ZM193 194V193H192ZM206 194H207V192H206ZM238 194V193H237ZM261 194H263V195H261ZM1 195H0V197H1ZM112 197H113V195L112 194H110ZM134 195V194H133ZM133 195H131V197L133 196ZM148 195V194H147ZM166 195V194H165ZM188 195H187V197H188ZM207 195V196H208ZM217 195V194H216ZM43 196V195H42ZM59 196V197H60ZM98 196H95L94 198H96V197H98ZM107 197H108V195H106ZM114 196H116V195H114ZM127 197L129 196V195H126ZM202 196V195H201ZM52 197H54V196H52ZM56 197V196H55ZM55 197L54 198H52V199H54V201H55ZM87 197H91L92 199H90V201H89V199L87 198ZM170 197V196H169ZM175 196H173V198H174ZM204 197H206L205 196V194H204ZM220 197V196H219ZM234 197V196H233ZM252 197V193L251 192H249L248 191V189H245L244 190V192L242 193V194H240L239 195V199H237V201L238 200H240V201H245L246 202V204H245V202H244V204H242V205H247V203H248V199H251V200H253V198H251ZM26 198H30V200H33L34 198L31 196V197H26ZM38 198V197H37ZM101 198H103L102 200L103 201H105L104 203V206H103V203H102V201H101ZM116 198V197H115ZM129 198H130V196H129ZM133 198H134V196H133ZM133 198H131V201H132V199ZM137 198V196H135V199ZM6 199V198H5ZM41 199V198H40ZM50 199H51V197H50ZM52 199H51V202L53 203V205H54V203L56 204V202L58 201L59 202V200L56 198V202H53L52 201ZM85 199H83L84 201H85ZM98 199H99V197H98ZM111 199V198H110ZM114 199V198H113ZM124 199H126L127 201H128V199L127 198H125L124 197ZM165 199V198H164ZM199 199H200V197H199ZM203 199V196H202V198L200 199V200H202ZM256 199V198H255ZM67 200V199H66ZM82 200V199H81ZM81 200L79 201V204L81 203ZM120 200H122L123 201V199H121V198H119V201H117V202H120ZM14 201V200H13ZM12 201V202H13ZM18 201V200H17ZM50 201V200H49ZM166 201V200H165ZM165 201H164V203H165ZM170 201V200H169ZM250 201V200H249ZM264 201V200H263ZM33 203L35 202V201H32ZM32 202H30V203H32ZM51 202L49 203V202H47L45 205L47 206L46 208H52L53 206L51 205V207L49 206L48 207V203L49 204H51ZM60 202V203H61ZM95 202V203H94ZM113 200H112V203L110 202V204H113ZM133 202V201H132ZM172 202V201H171ZM208 202V201H207ZM236 202V201H235ZM14 203V202H13ZM29 203V204H30ZM59 203V205L61 206V204H62V209L61 208H59L60 210H61V212L63 211H65L66 210V205L64 204V203H61L60 204ZM86 202H85V205H89V204H87ZM98 203V204H99ZM115 203V202H114ZM129 203V202H128ZM159 203V202H158ZM27 204H28V202H27ZM37 205H38V210H41V209H39V207H41V205H42V208H43V205H44V203H42L41 204V200L39 201V200H37V203H36ZM36 204H34V205H36ZM41 204V205H40ZM97 204V205H98ZM110 204H108L109 206H111ZM130 204V203H129ZM184 204V203H183ZM13 205V204H12ZM11 205V206H12ZM25 205V204H24ZM34 205L32 204V206H30L29 208L30 209H35V212H39L36 208V206L34 207ZM56 205H58V204H56ZM70 205V204H69ZM68 205V206H69ZM73 205V206H72ZM78 205V204H77ZM96 205V204H95ZM94 205V206H95ZM97 205L95 206L96 208H97ZM107 205V206H108ZM115 205V204H114ZM201 205V204H200ZM218 205V204H217ZM216 205V206H217ZM248 205H250V204H248ZM10 206V205H9ZM8 206V209L10 208ZM28 205H26V207H27ZM66 206V207H65ZM79 206H77L76 208H78ZM94 206H92L91 207V205H90V207H91V209H94V211H95V208H93ZM108 206V207H109ZM185 206V205H184ZM203 206V205H202ZM201 206V207H202ZM33 207V208H32ZM73 207V208H72ZM86 207V206H85ZM84 207V208H85ZM89 207V206H88ZM90 207H89V209H90ZM105 207V208H104ZM112 207V206H111ZM251 207V206H250ZM249 207V208H250ZM1 208H2V206H1ZM6 208H7V206H6ZM5 208V206H4V208L3 209H6ZM12 208V207H11ZM28 208V209H29ZM45 208V209H46ZM185 208H186V206H185ZM199 209H200V207H198ZM217 208V207H216ZM247 208V207H246ZM44 209V208H43ZM68 209V208H67ZM86 210L88 209L87 207L85 208ZM89 209H88V211H87V214H88V212H89ZM203 209V208H202ZM261 209V208H260ZM10 210V209H9ZM22 210V209H21ZM24 210V209H23ZM50 210V209H49ZM59 210V211H60ZM85 210V211H86ZM175 210V209H174ZM1 215L3 216V219H5L4 218V214H6V213H4V211L1 209ZM45 211V210H44ZM67 211V213L70 211V206H69V209L68 210H66ZM85 211H83V213H80V214H85ZM91 211L92 210H90V213H91ZM93 211V212H94ZM100 211H101V209H100ZM103 211V210H102ZM176 211V210H175ZM52 212V211H51ZM92 212V213H93ZM96 212V211H95ZM94 212V213H95ZM97 212H99V211H97ZM96 212V213H97ZM210 212V211H209ZM9 213V212H8ZM42 213V212H41ZM46 213H47V209H46ZM259 213V212H258ZM36 214V213H35ZM43 214V213H42ZM41 214V215H42ZM45 214V213H44ZM44 214H43V216H44ZM66 213H64V215H65ZM69 214H71L70 212H69ZM48 214H45V216H47ZM61 215V214H60ZM76 214H75V212H74V215H73V217L75 216ZM90 215V214H89ZM92 215V214H91ZM95 215V214H94ZM62 216V215H61ZM79 215H78V213H77V217H78ZM86 216V215H85ZM93 216V215H92ZM91 216V217H92ZM119 216V215H118ZM56 217H57V215H56ZM64 217V216H63ZM66 218H67V214H66V216H65ZM71 217H72V215H71ZM88 217V216H87ZM11 218V217H10ZM24 218V217H23ZM39 218H40V216H39ZM68 218H69V216H68ZM81 218H84V216L82 215V217H80V218H78L76 221H78L79 219H81ZM89 218H90V216H89ZM220 218H221V216H220ZM219 218V219H220ZM18 219V218H17ZM41 219H43V218H41ZM63 219V218H62ZM85 219V218H84ZM216 219V218H215ZM47 220V219H46ZM69 220V219H68ZM70 220H72V218L70 219ZM112 220V219H111ZM214 220V219H213ZM2 221V220H1ZM39 221H40V219H39ZM39 221H37V223L39 222ZM44 221V220H43ZM61 221H63V220H61ZM64 223L66 222V224H67V221L66 220H64L63 221ZM117 222V221H116ZM34 223V222H33ZM40 223V222H39ZM76 223V222H75ZM86 223V222H85ZM220 223V222H219ZM66 224H63V225H66ZM213 224V223H212ZM231 224V223H230ZM230 224H228V225H230ZM219 225V224H218ZM26 226V225H25ZM27 226H28V224H27ZM42 226H44V224H42ZM83 226V225H82ZM133 226H135V225H133ZM226 226V225H225ZM30 227H33L34 228V226H31V224H30ZM84 227V226H83ZM228 228V227H227ZM226 228V229H227ZM28 229V228H27ZM64 229V228H63ZM72 229V228H71ZM228 230V229H227ZM23 232V231H22ZM226 232V231H225ZM227 233V232H226ZM230 233H232V231H230ZM50 235V234H49ZM75 235V234H74ZM219 235V234H218ZM237 235V234H236ZM209 236V235H208ZM207 236V237H208ZM251 236V235H250ZM50 237V236H49ZM246 237V236H245ZM10 238V237H9ZM38 238V237H37ZM3 239V238H2ZM79 240V239H78ZM260 240V239H259ZM81 241V240H80ZM213 241V240H212ZM30 243V242H29ZM70 243V242H69ZM204 243V242H203ZM255 243V242H254ZM257 243V242H256ZM253 244V243H252ZM24 246V245H23ZM221 246V245H220ZM255 246V245H254ZM208 244L206 243V244H197V243H195V242H190V243H186V242H179L178 244H177V248H178V250L180 251V252H182V253H184L185 255L183 256V257H181L178 253H176V248H173L172 249V252H173V250L175 251V252H173V254L172 255H170L167 259H166V261L169 263V262H173L174 264H208V262H210V264H226V263H232L233 262V260L232 259H228V258H231V256H232V254H231V256L230 257H228L227 255L226 256H224L225 254H227V253H225L224 255H219V257L217 256V254H215L216 253V251H215V253H212L211 252V250H209L208 249ZM210 248V247H209ZM257 249V248H256ZM260 249V248H259ZM258 249V250H259ZM167 250V249H166ZM223 250H225V249H222V251ZM227 250V249H226ZM225 250V251H226ZM229 250V249H228ZM232 250V249H231ZM224 252V251H223ZM15 253V252H14ZM25 253V252H24ZM220 254V253H219ZM250 254H252L251 252H250ZM30 255V254H29ZM145 255V254H144ZM208 256H210L211 257V259H208ZM223 256V257H222ZM252 256V255H251ZM254 256V255H253ZM255 256H257V255H255ZM220 257H222V258H220ZM259 257V256H258ZM166 258V257H165ZM260 258V257H259ZM258 258V259H259ZM261 259V258H260ZM259 259V260H260ZM98 260V259H97ZM150 260V259H149ZM263 260V259H262ZM108 261V260H107ZM146 261V260H145ZM200 262V263H199ZM34 263V262H33ZM142 263H144V261L142 262ZM238 263V262H237ZM37 264H38V262H37Z\"/></svg>",
	"mask_w": 264,
	"mask_h": 264
}]
</instances>
